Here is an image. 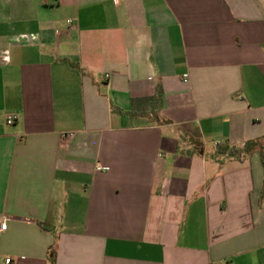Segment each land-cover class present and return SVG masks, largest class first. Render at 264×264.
Returning <instances> with one entry per match:
<instances>
[{
    "label": "crops",
    "instance_id": "obj_1",
    "mask_svg": "<svg viewBox=\"0 0 264 264\" xmlns=\"http://www.w3.org/2000/svg\"><path fill=\"white\" fill-rule=\"evenodd\" d=\"M261 137L264 0H0V264H264Z\"/></svg>",
    "mask_w": 264,
    "mask_h": 264
},
{
    "label": "trees",
    "instance_id": "obj_2",
    "mask_svg": "<svg viewBox=\"0 0 264 264\" xmlns=\"http://www.w3.org/2000/svg\"><path fill=\"white\" fill-rule=\"evenodd\" d=\"M161 100L162 93L160 90L156 92L153 96L145 97H133L132 98V108L127 111V114L130 116H147L155 120L165 121L164 118L160 115L161 109ZM151 115V116H150ZM186 134L182 133V138ZM190 140L195 144L199 152L203 151L202 143L190 137ZM181 151H185L182 149ZM258 152L261 157V161L264 167V137L251 139L244 143L243 146H229V145H219L216 149V157H226V158H238L242 159L245 156L252 155L253 153ZM56 251L52 248L50 254V260L52 264H55Z\"/></svg>",
    "mask_w": 264,
    "mask_h": 264
},
{
    "label": "built area",
    "instance_id": "obj_3",
    "mask_svg": "<svg viewBox=\"0 0 264 264\" xmlns=\"http://www.w3.org/2000/svg\"><path fill=\"white\" fill-rule=\"evenodd\" d=\"M69 23H72V20L69 19L68 20ZM184 81L187 82L188 81V76L186 75L185 78H184ZM17 120V115L16 114H8L6 116V122L8 124H13L15 123ZM7 228V221L6 220H3L1 223H0V230H5ZM11 261L10 258H7L6 259V262L9 263Z\"/></svg>",
    "mask_w": 264,
    "mask_h": 264
}]
</instances>
